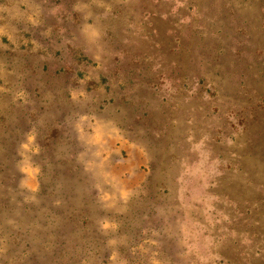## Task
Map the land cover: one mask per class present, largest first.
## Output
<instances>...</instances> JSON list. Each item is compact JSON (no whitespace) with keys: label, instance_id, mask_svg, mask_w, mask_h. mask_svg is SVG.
Here are the masks:
<instances>
[{"label":"rangeland","instance_id":"rangeland-1","mask_svg":"<svg viewBox=\"0 0 264 264\" xmlns=\"http://www.w3.org/2000/svg\"><path fill=\"white\" fill-rule=\"evenodd\" d=\"M3 110L0 264H264V0H0Z\"/></svg>","mask_w":264,"mask_h":264},{"label":"trees","instance_id":"trees-1","mask_svg":"<svg viewBox=\"0 0 264 264\" xmlns=\"http://www.w3.org/2000/svg\"><path fill=\"white\" fill-rule=\"evenodd\" d=\"M66 103L68 101H65ZM55 108L57 111L62 109V105H60L59 103H56ZM42 109H40L41 111ZM4 116L7 117L8 119V124H9V128L8 129H0V145L3 146V152H5V155L8 152V149L10 151H12V144L14 146V148L16 149V147H18L19 144V140L21 138L24 137V133L29 132L30 130H35L34 129V123L31 121V118H29V120H27L25 114H23L21 111L16 113H10V111H6L3 110L2 111ZM48 110L46 111V121L49 122L50 124H52V122H59V120L61 119L59 115V112H56L54 114L52 113H48ZM36 120V119H34ZM11 126V127H10ZM10 129H16L12 134H9V130ZM43 129V127H42ZM4 130V131H3ZM6 134L5 136H1V134ZM54 135H56V132L53 131L52 132ZM74 149L72 148H63V151H61V155L60 156H55V154H45L44 158H49L50 162H54L53 160H56L57 162H61L65 165H68L70 162H74ZM2 151V150H0ZM48 164V163H47ZM46 165V164H45ZM47 166V165H46ZM47 170V168H46ZM64 175H67L69 177H53L55 179H53V181L58 182L59 186H58V190H57V194L58 197H60L62 200L66 201L64 204L59 205L58 207H55L54 210L50 211L51 214L55 213L54 211H57L58 215H60V219L63 223V227H70V224L65 222L68 221L66 220V213H63L65 211L64 207L65 205H72L75 206L76 204H73V200L72 198L75 197V195L78 194H82L83 190H87L88 187H86V185L84 183H82V177H74L73 174H71V172H67V171H63L62 172ZM44 185L46 186V184L44 183ZM79 185V186H78ZM61 190V191H59ZM87 192H93L91 190V188H89L87 190ZM75 199V198H74ZM63 201V202H64ZM120 204V202H119ZM87 206V203H83L82 206ZM125 205V204H124ZM61 206V207H60ZM89 207V206H88ZM59 208V209H58ZM127 208H129V205H127ZM53 209V208H50ZM73 211H77L79 212L78 209V205H76L73 209ZM103 214L106 213V211H101ZM84 213V214H83ZM81 214L86 215L91 217V209L89 210H81ZM94 215V213H93ZM69 219V218H68ZM65 220V221H64ZM68 222H72L75 223L74 221H68ZM84 240H89V239H93L91 238H87L86 235L83 236Z\"/></svg>","mask_w":264,"mask_h":264}]
</instances>
